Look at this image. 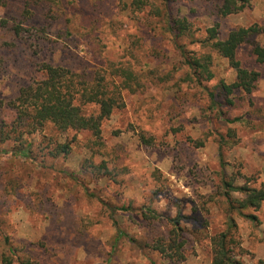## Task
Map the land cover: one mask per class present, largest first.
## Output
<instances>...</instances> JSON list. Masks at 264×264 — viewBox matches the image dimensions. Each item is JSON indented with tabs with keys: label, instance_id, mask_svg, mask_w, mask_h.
<instances>
[{
	"label": "rangeland",
	"instance_id": "374dc122",
	"mask_svg": "<svg viewBox=\"0 0 264 264\" xmlns=\"http://www.w3.org/2000/svg\"><path fill=\"white\" fill-rule=\"evenodd\" d=\"M56 1L30 8L31 21L49 27L48 42L39 53L36 46L2 27V18L12 24L22 17L25 0H6L0 7V127L8 130L17 123L10 104L22 86L41 76L42 61L60 63L90 78L103 72L108 76L125 65L139 84L124 90L119 108L105 120L104 145L97 144L90 131H61L50 123L24 137L33 142L34 159L13 156L15 142L0 140V264L10 254L5 235L16 249L10 264H173L142 245L165 233L166 217L179 211L185 217L188 242L186 259L174 264H212L209 241L197 238L192 230L202 229L205 221L211 233L226 230L222 179L237 186L264 184V65L255 63L249 45L240 50L242 61L261 76L251 96L236 94L228 116L238 120L229 123L208 108L203 92V86L213 88L221 79L235 80L227 59L214 53L212 80L185 81L187 67L174 44L123 9L120 0ZM212 3L172 1L174 10L194 23L198 36L217 21L210 14ZM262 19L264 0H253L251 8L221 20V30L225 35L238 25ZM182 41L198 53L206 52L199 44ZM141 133L155 143H143ZM228 134L230 147L221 154L220 137L229 138ZM57 141L70 143L69 154L45 156L46 148ZM85 159L105 161L112 176L97 178L85 171ZM102 201L133 205L139 214L133 219L118 212L111 218ZM144 205H151L164 219L153 223L142 219L138 208ZM204 208L209 214L204 215ZM244 212L256 215L258 222L232 212L237 223L233 252L242 264H258L264 260V202L259 210ZM115 220L140 243L124 238L115 247Z\"/></svg>",
	"mask_w": 264,
	"mask_h": 264
},
{
	"label": "trees",
	"instance_id": "16d2710c",
	"mask_svg": "<svg viewBox=\"0 0 264 264\" xmlns=\"http://www.w3.org/2000/svg\"><path fill=\"white\" fill-rule=\"evenodd\" d=\"M48 1L50 0H25L21 18H14L12 24L6 18L1 20L2 27L6 28L5 30L11 36L17 39L22 37L30 47L36 46L37 53L48 42L49 27L38 26L31 21L33 16L30 8L33 5L43 6ZM172 1L132 0L128 4L124 0H120V5L123 9H129L140 17L152 31L160 32L161 35H166L169 38L181 57V63L187 67L184 73L185 81L196 80L201 84L202 80H212L214 78L212 70L214 53L227 59L229 65L236 72L235 80L228 83L221 79L213 88L203 86V92L208 96V108L214 110L218 117L224 118L229 123L238 120V117L230 119L228 116L229 109L235 106L236 94L251 96L261 76L259 71L250 68L242 61L239 53L243 47L249 45V51L255 63L264 65V19L250 25H238L223 35L220 21L251 8L253 0H213L210 14L215 16L217 21L205 29L204 35L198 36L193 27L194 23L174 10ZM5 6L6 0H0V7ZM182 39L189 40V43L199 44L206 52L198 53L190 49L189 44ZM10 44L14 43H6V45ZM40 71L41 76L22 86L10 104V107L16 110L17 123L7 126L8 130L0 127L1 142H15L10 150L13 156L34 159L33 142L24 139V137L42 130L49 123L61 131L69 129L90 131L96 138V143L104 145L102 137L105 120L119 108L124 97V90L132 89L133 86L139 84L134 71L125 65L116 67L108 76L106 72H103L102 74L97 73L91 78L85 72L74 71L54 61H42ZM89 107L94 109L89 111ZM228 137L223 135L220 137L221 154L227 147H230V134ZM140 138L146 145L155 143L153 137L146 136L144 133L140 134ZM199 145L202 146V143ZM70 150V143L57 141L53 148H46L45 156L50 155L57 158L59 155L69 154ZM83 164L84 170L90 171L97 178L112 176V170L105 161L96 162L94 160L93 162L85 159ZM81 185L86 194L93 196L88 186L82 183ZM221 188V195L227 203L226 230L211 233L208 221H205L204 227L192 230V234L195 233L197 238L202 237L209 241L212 264H242L233 252L235 241L233 231L237 228V223L231 214L237 211L240 216L257 223V216L245 213L244 210H259L261 208L264 202V184L260 187L248 184L237 186L224 176ZM234 193H238L240 196L234 197ZM102 203L105 209L110 211L109 217L111 218L118 212L127 213L133 219H136L139 214L133 205L112 206L105 201ZM138 209L141 218L148 223L164 219L151 205H144ZM203 211L204 215L209 214V209L204 208ZM184 218L181 211L173 217H166L169 229L165 233L158 234L152 240L145 241L142 248L149 249L150 252H157L173 264L184 261L186 259L185 245L188 242L187 229L183 225ZM113 225L116 226L115 247L124 238L128 241L139 242L122 230L116 220L113 221ZM3 239L10 253L4 255V264H10L15 259L16 249L8 235H5ZM21 264H29V262L21 261ZM258 264H264V260L260 259Z\"/></svg>",
	"mask_w": 264,
	"mask_h": 264
}]
</instances>
